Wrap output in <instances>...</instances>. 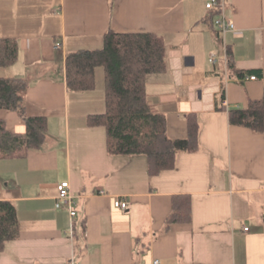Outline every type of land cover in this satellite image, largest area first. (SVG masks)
<instances>
[{
    "label": "crops",
    "instance_id": "crops-1",
    "mask_svg": "<svg viewBox=\"0 0 264 264\" xmlns=\"http://www.w3.org/2000/svg\"><path fill=\"white\" fill-rule=\"evenodd\" d=\"M207 1L0 0V37L18 44L0 75L26 79V113L47 120L43 144L0 158V200L12 201L18 217L0 264H264V130L228 119L229 108L264 90V0H225L235 30L223 37ZM108 29L162 36L166 69L146 75L147 101L165 115L170 137L186 135L187 113L198 122V149L178 152L175 167L157 175L143 153L108 154L104 126L86 123L104 110L102 68L95 88L66 86V53L99 48ZM0 118L25 130L12 110L0 109ZM62 180L72 203L57 207ZM181 193L190 196V221L165 229ZM119 197L126 208L113 207Z\"/></svg>",
    "mask_w": 264,
    "mask_h": 264
},
{
    "label": "trees",
    "instance_id": "trees-1",
    "mask_svg": "<svg viewBox=\"0 0 264 264\" xmlns=\"http://www.w3.org/2000/svg\"><path fill=\"white\" fill-rule=\"evenodd\" d=\"M211 11L209 19L215 28L214 18L218 10ZM17 49L16 39L0 37L1 67L16 60ZM226 53L228 55L229 50ZM63 62L66 86L73 91L95 88V71L98 67L103 70L104 110L88 114L86 123L104 126L108 154L143 153L147 159L148 173L157 175L162 170L175 167L178 152L198 149V122L193 113L185 115L186 135L170 137L165 115L153 111L147 101L146 75L166 69L165 44L160 34L108 29L102 35L99 48L69 51ZM227 65L229 68L232 66L229 56ZM239 74L242 75L241 72ZM27 86L28 82L22 77L0 75V109L6 108L22 116L25 126L23 132H15L0 118V158H21L45 140L46 116L26 113L24 92ZM228 119L232 124L248 127L255 132L263 131L264 90L259 98L248 100L245 107L229 108ZM190 218V196L185 193L172 195L171 209L165 218L164 228L175 222H189ZM262 218L264 221V213ZM17 235L15 205L12 201L0 200V250Z\"/></svg>",
    "mask_w": 264,
    "mask_h": 264
},
{
    "label": "built area",
    "instance_id": "built-area-1",
    "mask_svg": "<svg viewBox=\"0 0 264 264\" xmlns=\"http://www.w3.org/2000/svg\"><path fill=\"white\" fill-rule=\"evenodd\" d=\"M205 7L208 9H216L218 10V15L214 18V25L215 28L218 32V34L223 37L224 34L228 31H233L235 30V26L233 21L225 14V0H208L205 3ZM59 43L56 42L55 43V48H59ZM225 46V45H224ZM223 62L226 64L227 63V53H226V48L224 49L222 55H220ZM210 61L214 62L215 60V54H211L208 58ZM244 78H248V79H254L256 78V75H245ZM70 185H69V181L67 180H62L59 181L58 183H56V201H55V205L58 207L61 204H70L72 203V195L70 193ZM100 193H103L102 191H100ZM126 201L123 198H114L112 201V205L115 208H120V209H124L126 208ZM69 214L70 216H74L75 211L73 209L69 210ZM244 229H247L246 227H244ZM153 264H157L158 260L154 259L152 261ZM70 264H73L72 262H70ZM74 264H78L74 263Z\"/></svg>",
    "mask_w": 264,
    "mask_h": 264
}]
</instances>
